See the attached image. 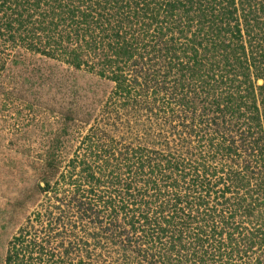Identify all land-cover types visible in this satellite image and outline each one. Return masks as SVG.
Returning a JSON list of instances; mask_svg holds the SVG:
<instances>
[{"label":"trees","instance_id":"trees-1","mask_svg":"<svg viewBox=\"0 0 264 264\" xmlns=\"http://www.w3.org/2000/svg\"><path fill=\"white\" fill-rule=\"evenodd\" d=\"M0 47L72 76L0 264H264V0H0Z\"/></svg>","mask_w":264,"mask_h":264},{"label":"rangeland","instance_id":"rangeland-1","mask_svg":"<svg viewBox=\"0 0 264 264\" xmlns=\"http://www.w3.org/2000/svg\"><path fill=\"white\" fill-rule=\"evenodd\" d=\"M4 49L0 47V57L8 58ZM22 57L24 64L16 66L9 60L0 71V260L11 237L35 208L39 197L25 200L26 193L35 187V167L60 132L71 99L72 76L63 70L66 66L57 69L55 61L40 54L23 52ZM55 70L64 76V86L50 76ZM74 73L81 87L96 81L85 71Z\"/></svg>","mask_w":264,"mask_h":264}]
</instances>
